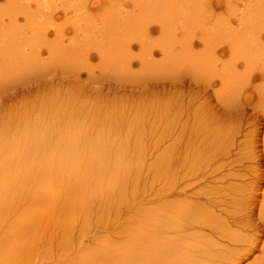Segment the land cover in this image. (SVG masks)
Listing matches in <instances>:
<instances>
[{
	"label": "rangeland",
	"instance_id": "obj_1",
	"mask_svg": "<svg viewBox=\"0 0 264 264\" xmlns=\"http://www.w3.org/2000/svg\"><path fill=\"white\" fill-rule=\"evenodd\" d=\"M44 1H0V5L5 7L3 9L5 23L8 20L12 21L15 26L18 24L19 29V45L16 47L15 43L11 44L12 41L8 35H6V45H10V49L15 47L19 49L18 57L21 56L20 58L27 57V53H33L37 49L39 52V59L33 58L30 64H24L23 59L18 58L20 64L18 66L11 59L7 61L11 56L9 48L4 50L6 53L4 57L9 58H4L6 65L3 63L5 69L3 72H5L2 75H5L3 76L5 79L2 80V93H0L2 94L0 100H3V102L0 101V108H2L0 118L3 119L0 128V149H9L10 142L20 143V139L23 138L38 139L45 136L52 143V147L45 148L23 146L27 155L23 152L20 159L28 162L29 166L26 167L20 163L16 170L9 168L4 174L0 172V264H145L147 252L131 237L134 226L144 223V201L147 200L148 195L158 193L162 189L163 147L166 146V143L162 141L163 132L172 126L170 129L174 133L172 132V139L169 143L173 141L176 144L173 149L177 148L179 141L182 142L181 147H183L184 139L188 138L189 133L196 135L195 132H191L190 127L182 132L175 131V128H180L184 122L191 126L193 118L190 111L182 113V116L179 115L178 107L174 108L175 102L186 104L187 100L188 103L193 97L192 94H195L198 89L195 82H189L191 70L184 64L182 66V62L180 66L176 61L171 62L174 65V67L170 66L172 69L164 65L162 55L156 46L163 44L166 32L162 30L164 27H159L158 24H162L167 19L168 22L171 21L167 25H170L173 31L170 29L169 34H166L168 41L166 40L165 43L169 48L171 47L170 49H178L177 53H179L183 42L192 40L195 43L193 49L195 52L201 51L202 46L206 47V50L209 48L210 51L215 48L223 58L221 62L224 63L229 62L230 55L240 53V51L243 53L244 48H240L237 52L231 49L230 46L234 40L245 38V35L248 33L252 35L254 32V39L252 36L246 38L254 41V47L259 44L262 48L260 50L258 47L251 48L250 51L254 56H252L254 61H251V66L253 68L254 65L255 71L264 70V61L261 59L264 57V31L262 30L264 0H127L128 2L126 0H83L84 2H81L80 0L71 8L68 6L72 4L65 0L64 3L63 0H59L60 2L57 0ZM80 2L81 7L86 6L85 9H81ZM92 2H96L95 6L91 4ZM153 2L156 6L152 7ZM11 3L19 9L15 10L16 7H12ZM39 4L43 6L38 8ZM145 4L148 6L146 7ZM8 9H12L11 17ZM79 9L84 10L83 14L87 16V21L91 18L90 24H86L89 21L81 20L77 16L80 14ZM13 10L15 13L18 12L16 13L18 15L15 16ZM33 11L38 14L39 19L40 17L44 19H40V25L38 24L40 20L35 16L36 13L33 14ZM145 13H149V16ZM44 14H47L49 18ZM111 14H114V17H111ZM30 15L35 16L36 19ZM133 15L141 19L144 17L145 19H140L143 24L138 21L139 18L135 20ZM28 16L29 18L25 19ZM110 20L113 22L107 23ZM103 21L107 22L103 23ZM124 21H127L128 26L124 25L126 23ZM120 22L122 23L118 25ZM134 22L147 27V33L142 30L141 26L138 32L139 28L131 27V29L129 23L134 24ZM32 23L35 29L31 28ZM75 23H81L82 26ZM144 23L147 24L144 25ZM112 25L120 30L115 27L118 31L116 29L112 31L111 28H114ZM80 26L83 27L84 33L80 30L81 28L77 29ZM85 26H88V30ZM107 26L109 30L105 28ZM41 27L43 30L39 29ZM252 27L256 30L260 28V33ZM73 28H76L79 33ZM37 29L39 31L36 34ZM124 29L126 31H122ZM128 30L131 31L128 32ZM30 32H33L35 36ZM43 32L48 35L47 41L40 37L42 43H39L40 41L37 42L38 37ZM82 34L85 36H81ZM202 34L207 35L205 38L208 42L200 39ZM139 35L145 36L142 40H146L143 50L146 49L148 52L149 48L153 52L149 58H147L148 53L144 54L142 48L138 49L134 42L128 43V40L133 41V37L136 38ZM235 36L238 38L236 39ZM225 37L232 40L235 38L230 46ZM256 40L259 41L255 43ZM43 42L47 43L43 44ZM71 42L73 46H70ZM123 43L131 44L132 47L128 49L127 45L125 47L122 45L118 54L116 50V52L110 50L111 46H119ZM153 44L156 48H153ZM147 46L149 47L146 48ZM25 48L28 50H24ZM140 49L143 54L140 53ZM253 50L258 55L254 54ZM107 53L112 54L107 56ZM132 56H136V59ZM75 57L81 61H77ZM127 58L132 62L130 68L122 65L127 61L124 59ZM70 59L74 60L69 62ZM257 64L259 66H256ZM30 66L38 70H30ZM238 66V74L240 72L242 74L243 69L244 73L246 72L247 68L239 64ZM241 74L239 76L244 79L247 77L245 75L247 73ZM164 76H173V79L177 78L175 76H183L188 81L183 82L181 87H178L177 83L174 87H169L166 78L163 82ZM206 76L211 81L214 80V85L207 89L213 115L216 111L220 113L222 101L215 94L221 95L222 88L220 81L216 80L214 75L206 74ZM239 76L237 79L240 78L238 79L240 83L237 80V84L242 83L241 85L246 87L243 83L246 79ZM170 88L174 89L170 90ZM239 93L241 100H244L245 96H250L248 105L244 107L245 110L234 108L228 111L233 116L240 114L241 139L245 133L251 132L256 127L260 130L257 134L258 150L262 151L264 120L260 111L264 109V98L262 97L264 96V81L258 78L246 91L243 88L239 90ZM197 104L199 103L194 105ZM52 112H54L53 115ZM65 114L69 116L66 117ZM213 117L217 115L214 114ZM76 120L78 122H75ZM169 122H171L170 126ZM52 128L55 129L53 132ZM181 133H184V137H180ZM198 135L202 138L201 131ZM7 153L12 155L13 152ZM263 168L264 160L262 161ZM140 238L138 242L143 244ZM137 252L139 262H135L130 257V254ZM258 253L259 250H256L242 264H252L253 258Z\"/></svg>",
	"mask_w": 264,
	"mask_h": 264
},
{
	"label": "bare ground",
	"instance_id": "obj_2",
	"mask_svg": "<svg viewBox=\"0 0 264 264\" xmlns=\"http://www.w3.org/2000/svg\"><path fill=\"white\" fill-rule=\"evenodd\" d=\"M42 1H44V0H42ZM57 1L60 2L59 0H57ZM65 1H68L72 4V5L68 6L71 8L75 5H77V3H79L80 0H65ZM81 2H84V1L82 0ZM81 2L79 5L80 7H81ZM63 3H64V0H63ZM95 3L92 2L91 4L93 6H95ZM153 3L151 4V6L152 7L156 6L155 5L156 3L155 2H153ZM23 4L25 5V3H23ZM137 4H135V6ZM11 5H12V3H11ZM143 5H141V6H143ZM145 5H146V7L148 6V4H145ZM4 6H5V4H4ZM42 6H43V4H41V6L39 4V6H37V7L41 8ZM137 6H139V5H137ZM12 7H14V6L12 5ZM4 8L2 5H0V91H1L0 93H2V86H1L2 80L5 79V78L3 79V76H5V75H2L5 72V71L3 72V70H5L3 68V65L4 64L6 65V63H4L5 62L4 60H6L10 57L7 61H11V60H12V62L15 61L16 65H18L19 64L18 58L21 57V56L18 57V50L19 49L17 50V48H16L17 45H19L18 44V30H19L18 24H16L17 26H15V24H13V22L9 21V20L7 23H5L4 18H3L4 17L3 16V9ZM16 8H15V10L19 9L18 7H16ZM82 8H84V6L81 7V9ZM85 8H86V6H85ZM9 9H8V12H10L12 10V9L11 10H9ZM81 9H79V12H78L80 14H78V13H74V14L75 15L78 14L77 16L80 17L81 20L85 19L86 22L89 21V23H86V24H90L91 18H88L89 20L87 21L86 20L87 16H85L83 14L84 10L82 11ZM166 9H168V8H166ZM15 10H13L14 11L13 13L16 16V15H18V14H16L18 12L15 13ZM43 10H45V9L43 8ZM26 11H27V9H26ZM56 11H58V10H56ZM60 11H62V10H60ZM64 11H65V9H64ZM169 11H170V9H169ZM108 12H109V10H108ZM149 12H150V10H149ZM34 13H36V12L33 11V14ZM56 13H58V12H56ZM67 13H69V12H67ZM139 13H141V12H139ZM173 13L175 15V12H173ZM49 14L51 15V13H49ZM141 14H139V15L142 16ZM146 14L148 15L149 13H145V15ZM11 15H13V14H11V12H10V17H11ZM37 15L38 14L36 13L35 16H37ZM44 15H46L49 18V16L47 14H44ZM102 15H103V13H102ZM113 15L111 17H114ZM134 15H133V17H134ZM30 16L34 17V19H36L35 16H32V15H30ZM41 16H43V15H41ZM46 16L44 17L45 19L47 18ZM77 16H75V17L77 18ZM150 16H151V14H150ZM10 17H8V18H10ZM22 17H23V15H22ZM136 17H137V15H136ZM136 17H134L135 20H137L139 18V16H138V18H136ZM170 17H171V15H170ZM17 18H18V16H17ZM28 18H29V16L25 19H28ZM37 19L40 20L42 18L40 17V19H39V16H37ZM140 19L141 18H139L138 21L143 24V21H140ZM194 19H196V18H194ZM42 20H44V19H42ZM130 20H131V18H130ZM37 21H35V23ZM40 22H41V20L38 22V24ZM77 22H79V21H77ZM106 22L107 21H103V23H106ZM109 22L112 23L113 21L111 22V20H110L107 23H109ZM124 22H126L124 24V25H126L127 21H124ZM135 22H137V21H135ZM135 22H134V24L129 23L130 28L131 27L133 29L139 28V30H137V32H138V31H140V26H141V28L143 27L142 30H144V32L147 33V31H148L146 29L147 27L142 26V24L139 25V22H138V24H136ZM170 22L171 21L168 22V19H167V21L163 22L164 24L163 23L158 24L159 22L157 23L159 25V27H161V26L164 27L162 30L166 33L164 35L165 41L163 42V44H159L156 47H157L158 51L160 52V54L162 55L163 62L165 63L164 65L166 67H170V66L174 67V65H172V63H171L174 61H176L178 63V66H180V64L182 62V64H181L182 66L184 64V65H186V67H189V69L191 70V71L189 70L190 71L189 82H195L197 84L196 86L198 89V91H196L197 93L195 92L196 95L192 94L193 97L190 99V101L188 103H187V100L185 101L186 104L182 103V102H179V103L175 102L174 108L178 107L177 112L179 115H181L182 113L184 114L186 111H190V113L192 114V117H193L191 126H189L187 124V122H184V123H182L183 125H181L180 128L178 127V129H177V127H176L175 131L180 130V132H182V131H185V129H189L188 127H190L192 129L191 132H195L196 135L194 136V135H192V133H189L188 138L186 140L184 139L185 145L183 147H181L182 142L179 141L177 143V146H176L177 148L173 149V146L176 144L173 141L171 143H169V141L172 139V132H173L170 129L172 127V126H170L171 122H169L170 127L165 129V131L163 132V139H162V141L164 143H166V146L163 147L164 148V150H163L164 160H163V169H162V177H163L162 189L158 193L148 195L147 200L144 201V205H145L144 223L142 225L139 224V226L138 225L134 226V231L132 233L131 239L134 240L135 242H137V244L139 246H142L141 248H143V250L145 252H147L145 264H242L243 261L247 260L250 257V255L253 254L256 250H259V253H258V255H256L253 258L252 264H264V186H263L264 185V168L262 169V161L264 160V134H263V137L261 139V145L263 146V149H262V151H259L258 150V142L259 141L257 138V136H258L257 134H258L259 129H257V127H256V129L251 130V132L245 133L243 135V138L241 139L240 137L242 135V131H241V126H239V123L241 121V118L239 117L240 114L238 116L237 115L233 116L228 111V110L234 109V108L245 110L244 107L246 105H248V102L250 100V98H249L250 96L249 97L245 96L244 97L245 99L241 100V98H240L241 94L239 93V90H243V88H244V90L246 91L247 88L252 84V82L257 80L258 78L264 81V70L260 69L259 71H255L256 69H253L254 65H253V68L251 66V61H254V60L252 59L253 54L251 53L250 50L252 47H254L255 44L253 43L254 41L251 40V38H246V37L252 36V39H254L255 38V37L253 38L254 32H252L253 33L252 35L251 34L249 35V33H248V35H245L246 36L245 38H241L238 40H234L236 38V36H235V38L233 39L234 42L232 45H231V41H233V40L232 39H226V37H225L228 46L231 45L230 47L232 50H235L236 52L240 48H244V50L242 49L243 53H241V51H240V53H234V54L230 55L229 62L224 63V62H221V59H223V58H221V55L218 53V51L215 48H212L213 50L210 51L209 48L206 50L205 49L206 47L204 48V46H202L201 51L195 52L193 50L195 43L192 42V40L183 42L184 44L180 47L179 53H177L178 49L177 50L175 48L170 49L171 47L169 48L167 45H165V43L168 41L166 36L171 31L170 29H172V31H173V28H171L170 25L169 26L167 25ZM33 23L31 25V28H34ZM81 23L80 24L78 23V24L82 26ZM121 23L122 22L118 23V25H120ZM25 24H27V23H25ZM75 24L78 25L77 23H75ZM145 24H147V23H144V25ZM39 25H37V26H39ZM114 25H112V26H114ZM81 26L78 27L77 29L79 30V28H81L80 30H82V33H84L83 29H82L83 27H81ZM126 26H128V25H126ZM126 26H125V28H126ZM108 27L109 26H107L105 28H108ZM115 27L116 26H114V28L112 27L111 30L118 28V27H116V28ZM121 27H123V26H121ZM51 28L53 29V27H51ZM85 28H87V30H88V26L87 27L85 26ZM39 29L43 30L42 27ZM75 29L73 28L74 31H75ZM77 29H76V31L78 32ZM118 29L120 30V28H118ZM118 29H116V30L118 31ZM108 30H109V28H108ZM108 30H105V31L107 32ZM159 30L161 31V29H159ZM255 30H256V28H255ZM259 30H260V28L256 31H259ZM262 30L264 31V27ZM38 31L39 30L37 29L36 34L38 33ZM112 31H111V33H112ZM117 31H114V32L116 33ZM122 31H126V30L124 29ZM130 31L131 30H128V32H130ZM252 31H254V30H252ZM80 33H81V31H80ZM87 33H88V31H87ZM93 33L95 34V32H93ZM258 33H260V31ZM88 34H90V33H88ZM120 34H121V32H120ZM6 35H8V37H10V41H12L11 44L12 43L16 44L15 48H13L11 46L13 49H10L9 48L10 45H6V41H7ZM32 35L35 36V34H32ZM83 35L85 36V34H82L81 36H83ZM107 35H109V34H107ZM116 35H118V34H116ZM47 36H48L47 33L43 32V34L39 35V37H38L39 39L37 40V42L40 41L39 43H42V40H40V37H41V39L47 41L46 40ZM217 36H215V38ZM61 37H59V38L61 39ZM102 37H104V36H102ZM117 37H120V36H117ZM188 37L190 38L191 36H188ZM205 37L207 38V35L202 34L200 39L208 42V39H206ZM88 38H89V36H88ZM136 38L133 37V41L128 40V43L134 42V44L138 47V49L142 48V52L145 54L147 52V50L146 49L143 50V48H145V45H146L145 41L146 40L142 41L145 38V36L139 35ZM112 39L114 41V37ZM126 39H128V38H126ZM258 39H261V38L258 37ZM26 40H28V39L26 38ZM216 41H214V42H216ZM258 41L259 40H256L255 43H257ZM44 43L45 42H43V44ZM71 44H72V42L70 43V46H73ZM67 45L69 46V44H67ZM104 45H105V43H104ZM104 45H101V46L103 47ZM115 45H117V44L115 43ZM122 45H124V47H125V45H127V44L126 43L125 44L123 43L121 45L119 44L120 47L119 46H113V47L111 46L110 50L111 51L116 50L117 52L116 51L115 52L118 54L120 52L119 48L121 49ZM130 45L131 44H128L126 47L129 49L132 47ZM154 45L155 44H153V46ZM13 46H15V45H13ZM25 46H23V48ZM218 46H219V44H218ZM148 47L149 46H147L146 48H148ZM156 47L154 46L153 48H156ZM219 47H221V46H219ZM257 47L260 50L262 48V45H260V47H259V44H257V46L254 48H257ZM8 48L11 51V54H9L11 56L6 58V56L4 57V55L6 54L4 50H6ZM41 48L42 47H40V49ZM151 49H152V45H151ZM21 50H23V49H21ZM24 50H28V49L25 48ZM104 50L106 51V49H104ZM36 52H38V49H37V51H34L33 53H27V55H26L27 57L22 56L23 58H20L21 60L23 59L22 63L30 64L33 61V58L35 60H38L39 59V52L38 53H36ZM61 52L63 54V51H61ZM66 52H68V50ZM140 53H141V49H140ZM143 53H141V54H143ZM147 53H148L147 58H149L152 56L153 52L148 48ZM253 53L256 54V52L254 50H253ZM97 54H98V52H97ZM111 54L107 53L106 55L109 56ZM24 55H25V51H24ZM101 55H103V54H101ZM256 55H258V54H256ZM121 57H122V54H121ZM123 57H125V56H123ZM135 57H133V58L136 59ZM4 58H6V59H4ZM76 58L78 61L79 60L78 57H75V59ZM116 58H118V57L116 56ZM107 59H109V57H107ZM139 59L137 58V60H139ZM261 59L264 61V57ZM73 60H71L69 62H72ZM124 60H127V61L124 62ZM124 60H123L124 63L120 62V61H117V62L123 63L122 65H127V67L130 68L132 65V62L128 58L124 59ZM80 61L81 60H79V62ZM112 61H114V60L112 59ZM139 61H141V60H139ZM53 62H54V60H53ZM114 62H116V61H114ZM148 62H144V63H148ZM104 64H105V59H104ZM238 64L243 65V67H245V69L246 68L248 69V70L246 69V72H245L247 74L244 73V71H245L244 69L242 71L243 72L242 74H245L247 76V77L245 76L246 77L245 82L243 80H241V81H243V83L246 84L245 85L246 87H243V85H241L242 83L240 84L241 86L239 84H237L239 82L238 79H240V78L237 79V77L239 76V74H241V72L239 74L237 73V70H238L237 68L239 67ZM32 65H34V64H32ZM115 65H117V64L115 63ZM31 66L29 67L30 70H34V69L36 70L37 69V68H33ZM250 66H251V68H250ZM256 66H259V65L257 64ZM106 67H108V66H106ZM175 67H177V66H175ZM31 68H33V69H31ZM10 69H11V67H10ZM108 71H110V70H108ZM30 72H32V71H30ZM177 72H180V71H177ZM169 73L170 72H168V75H170ZM6 74H7V71H6ZM206 74L207 75L211 74V76L214 75V77L217 78L216 80L220 81L219 84H221V88H222L221 95H219L218 93L215 94V95H218V97L220 98L219 100L222 101V103L220 102L221 103L220 113H219V111L214 112V114L217 115V117H213L214 114L212 115V113H211L212 107L209 105V99L210 98L207 97L208 96V92H207L208 90L207 89H209L210 87H212L214 85V80L211 81L210 78L208 79ZM183 76H175V77H177L175 79H173V76L172 77H170V76L165 77L164 76L163 82H165V78H166V82H168V84L170 85L169 87H174V84H176V83L179 84L178 87H181V86H183V82L188 81ZM180 77H182V78H180ZM239 77H241V76H239ZM241 78L244 79L243 77H241ZM162 79H160V80L162 81ZM211 79H212V77H211ZM237 80H238V82H237ZM202 83H205V85H201ZM169 87H168V89H169ZM202 88H203V90H202ZM172 89H174V88H172ZM172 89L170 88V90H172ZM55 97H56V95H55ZM262 97L264 98L263 95H262ZM201 99H203V100L201 101ZM50 100H51V98H50ZM199 101H201V102H199ZM1 102H3V100ZM196 103H199V104L194 105ZM220 103H219V105H220ZM192 107H194V109ZM256 108H257V106H256ZM0 109H2V108H0ZM59 109H60V107H59ZM260 112H261V117L264 120V109H262V111H260ZM0 113H1V111H0ZM2 113H3V111H2ZM63 113H64V111H63ZM50 114H51V111H50ZM53 114H54V112H52V115ZM65 116H66V114H65ZM68 116H66V117H68ZM70 117L72 120V116H70ZM246 119H248V118H246ZM53 120H54V118H53ZM55 120H56V118H55ZM58 121H57V123H58ZM81 121H83V120H81ZM75 122H78V120H76ZM178 122H179V120H178ZM52 123H54V122L52 121ZM247 123H248V121H247ZM2 124H3V119L0 118V128L2 127ZM114 125H113V127L115 128ZM52 126H54V125H52ZM177 126H179V125H177ZM54 128H52V132H53ZM58 129H59V127H58ZM63 129H65V127ZM34 131L38 132L36 130H34ZM200 131L202 133V138H200L201 136L198 135V132H200ZM189 132H190V130H189ZM54 133H56V132H54ZM183 134L184 133L179 134V135H181L180 137H184ZM20 141H21L20 143H18V141L10 142V144L8 145L9 149H5V148L0 149V172L2 174H4L5 170H7L9 168L16 170L20 163L26 167L29 166L28 162L20 159L23 152L25 155H27V151L24 150L23 146L29 147V148L31 146H35L36 148L52 147L51 146L52 143H51L50 139L46 138L45 136H41L38 139L35 137L31 138V139L30 138L29 139L23 138V139H20ZM7 152H13V153L11 155L10 153H7ZM135 211H137V210H135ZM143 230L145 231L144 234H143ZM141 236H144L145 239L140 238ZM139 238L143 244H140L138 242ZM134 246H136V245H134ZM138 254H139L138 252L130 254V257L133 258L135 260V262H139L138 261Z\"/></svg>",
	"mask_w": 264,
	"mask_h": 264
}]
</instances>
